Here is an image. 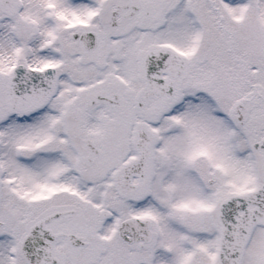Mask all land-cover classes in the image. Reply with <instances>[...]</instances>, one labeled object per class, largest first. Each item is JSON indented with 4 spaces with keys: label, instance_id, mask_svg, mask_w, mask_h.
Returning a JSON list of instances; mask_svg holds the SVG:
<instances>
[{
    "label": "snow or ice",
    "instance_id": "snow-or-ice-1",
    "mask_svg": "<svg viewBox=\"0 0 264 264\" xmlns=\"http://www.w3.org/2000/svg\"><path fill=\"white\" fill-rule=\"evenodd\" d=\"M0 264H264V0H0Z\"/></svg>",
    "mask_w": 264,
    "mask_h": 264
}]
</instances>
